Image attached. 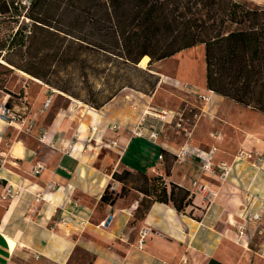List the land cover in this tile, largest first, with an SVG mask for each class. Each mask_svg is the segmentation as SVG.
Returning a JSON list of instances; mask_svg holds the SVG:
<instances>
[{
    "label": "crops",
    "instance_id": "1",
    "mask_svg": "<svg viewBox=\"0 0 264 264\" xmlns=\"http://www.w3.org/2000/svg\"><path fill=\"white\" fill-rule=\"evenodd\" d=\"M245 1L264 7V0ZM19 81L23 94L11 104L17 109L24 99V124L0 121V264H264V229L245 222L241 209L249 198L250 213L264 219V164L233 162L242 150L264 155L263 114L235 123L223 116L218 148L185 143L189 153L216 148L214 161L232 165L222 181L192 157L176 161L177 146L149 141L146 129L144 137L130 134L146 99L117 95L97 110L24 73ZM9 98L0 91V111ZM37 164L43 168L33 174ZM124 171L184 188L191 204L178 212L129 182L121 194L113 176ZM8 187L15 195L2 199ZM106 188L109 204L101 202Z\"/></svg>",
    "mask_w": 264,
    "mask_h": 264
},
{
    "label": "trees",
    "instance_id": "2",
    "mask_svg": "<svg viewBox=\"0 0 264 264\" xmlns=\"http://www.w3.org/2000/svg\"><path fill=\"white\" fill-rule=\"evenodd\" d=\"M0 17V25H16L0 39L1 68L89 99L84 104L94 109L124 89L152 92L153 64L203 45L206 89L264 115V10L249 12L230 0H30L27 7L0 0ZM12 97L5 107L13 108ZM131 176L114 174L121 194ZM138 190L178 212L192 201L189 191L168 189L160 177H141ZM112 200L106 188L101 202Z\"/></svg>",
    "mask_w": 264,
    "mask_h": 264
},
{
    "label": "rangeland",
    "instance_id": "3",
    "mask_svg": "<svg viewBox=\"0 0 264 264\" xmlns=\"http://www.w3.org/2000/svg\"><path fill=\"white\" fill-rule=\"evenodd\" d=\"M13 1L16 5H21L22 7H27L30 2V0ZM230 1L237 8H242L249 12L264 10L245 0ZM10 15L11 11L9 10L8 17ZM15 27L16 25L8 21L1 24L0 39L10 35ZM147 64L143 69L147 68ZM182 67L184 70L180 71ZM151 69L158 77L157 85L152 92L142 94L131 89H124L118 95L124 99H146L148 102L143 113H152L146 114L144 118L142 116L143 122L141 121L140 127L155 131L158 136L157 140H164L169 144L176 145L177 149H181L187 141H195L200 147H203V143L209 142L212 145L216 144L218 148L217 137L220 129L224 127L223 116H227L233 121L232 123H235L255 119L257 115H260L257 114V111L236 104L232 100L219 95L216 96V94H210L204 88H202L203 91H200L199 83L203 85L205 83L203 45H196L191 48L190 52L157 62L153 64ZM22 74L23 72L18 70L7 71L0 67V80H3V89H0V91L11 93L10 89H12L16 93L14 95L19 98L23 94V90L20 89L22 82L19 81V75ZM138 81L141 82V80ZM186 86L188 88H185ZM201 96L213 100H205ZM79 100L84 103L89 99ZM161 111L166 112L165 119L161 118L163 116ZM137 126L136 124L132 129ZM131 132L130 134H132ZM229 133L234 138V134L230 131ZM201 150L204 151V149ZM229 154L228 159H232V153ZM128 180L135 187H138L141 183V179L138 176L132 175Z\"/></svg>",
    "mask_w": 264,
    "mask_h": 264
},
{
    "label": "built area",
    "instance_id": "4",
    "mask_svg": "<svg viewBox=\"0 0 264 264\" xmlns=\"http://www.w3.org/2000/svg\"><path fill=\"white\" fill-rule=\"evenodd\" d=\"M185 88H188L187 86ZM202 99H209L208 97L201 96ZM52 99V96H49L45 103L44 106L46 107ZM27 105L25 101L21 102V105L19 106L18 109L14 108H7L4 106V108L1 109L0 111V121L6 123V124H15V125H23L27 113ZM162 115L161 118L165 119L166 112L161 111ZM152 112H145L143 115V118L146 116V114H151ZM154 114V113H153ZM142 118V122H143ZM138 126L135 127L134 129H131L132 135L136 137H144V128H141V123L137 124ZM136 126V125H135ZM149 131L148 133V140L151 142L157 141V133L152 130H147ZM216 152L215 147H211L207 152L204 151H196L195 153H189L188 150L183 146L181 149L178 150L177 153L174 154L176 161L182 162L186 160L188 157H192L195 160L198 161V166L199 168L207 172L211 175L219 177L222 181H226L231 173L232 165L227 163V162H219L216 163L214 161V153ZM237 161H247L249 162L254 168H262L264 164V155L263 154H258L250 151H239L233 158V162ZM42 165L37 164L34 169H33V174H38L42 170ZM196 185V183H194ZM4 194L2 195V199H11L14 197L15 193L13 191L12 187L4 188ZM242 218L245 220L247 223H252L255 225H260L262 229H264V219L263 215L260 213H250V201L249 198L246 200V203L242 206ZM102 226L106 225V221L101 222ZM146 232L142 233V236L139 240V246L142 243V239L145 236ZM241 234V233H240ZM261 256L264 257V250L261 251L260 253Z\"/></svg>",
    "mask_w": 264,
    "mask_h": 264
},
{
    "label": "bare ground",
    "instance_id": "5",
    "mask_svg": "<svg viewBox=\"0 0 264 264\" xmlns=\"http://www.w3.org/2000/svg\"><path fill=\"white\" fill-rule=\"evenodd\" d=\"M148 60H149V58H148L147 56H145V57L142 58V60L140 61L139 66L142 67V68H144L145 65L148 63ZM210 93H211V92H210ZM216 96H218V95H216ZM210 98H211V96H210ZM209 100H210V99H209ZM10 244H11V243H10Z\"/></svg>",
    "mask_w": 264,
    "mask_h": 264
}]
</instances>
